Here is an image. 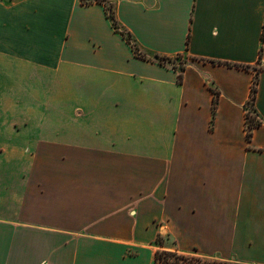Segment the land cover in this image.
<instances>
[{
    "label": "crops",
    "instance_id": "obj_1",
    "mask_svg": "<svg viewBox=\"0 0 264 264\" xmlns=\"http://www.w3.org/2000/svg\"><path fill=\"white\" fill-rule=\"evenodd\" d=\"M158 252L264 264V0H0V264Z\"/></svg>",
    "mask_w": 264,
    "mask_h": 264
},
{
    "label": "trees",
    "instance_id": "obj_2",
    "mask_svg": "<svg viewBox=\"0 0 264 264\" xmlns=\"http://www.w3.org/2000/svg\"><path fill=\"white\" fill-rule=\"evenodd\" d=\"M84 4H90L92 3L94 0H83ZM97 2L100 3H104V0H96ZM108 15L109 17L112 19L113 24L116 28H118L116 19L114 17L113 14V10L111 6H108ZM128 40L130 42H132V37L131 35H128ZM136 48V47H135ZM257 84H258V77H256L253 87H252V93H251V98L250 101L248 103V111H247V138L248 141L251 140L252 137V131L259 127L261 124V120L257 118L255 119L254 117H252L251 112H250V106L255 104L256 101V95H257ZM217 103H215L214 106V110H216V105ZM171 257H175L176 260L172 261ZM157 260L163 264H200L203 262V259L201 258H196V257H188V256H184V255H178L176 253H171V252H158L157 254ZM179 260V261H178ZM188 261V262H187Z\"/></svg>",
    "mask_w": 264,
    "mask_h": 264
},
{
    "label": "rangeland",
    "instance_id": "obj_3",
    "mask_svg": "<svg viewBox=\"0 0 264 264\" xmlns=\"http://www.w3.org/2000/svg\"><path fill=\"white\" fill-rule=\"evenodd\" d=\"M181 60L183 62V59H181ZM171 260L174 261V260H176V258L175 257H171ZM200 264H228V263H221V261H217V260H214V259H203V262L200 263Z\"/></svg>",
    "mask_w": 264,
    "mask_h": 264
},
{
    "label": "built area",
    "instance_id": "obj_4",
    "mask_svg": "<svg viewBox=\"0 0 264 264\" xmlns=\"http://www.w3.org/2000/svg\"><path fill=\"white\" fill-rule=\"evenodd\" d=\"M257 120H258V118H257Z\"/></svg>",
    "mask_w": 264,
    "mask_h": 264
}]
</instances>
